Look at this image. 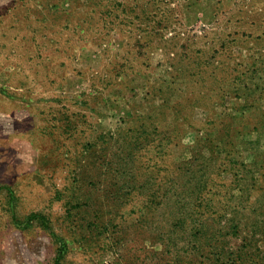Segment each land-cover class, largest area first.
I'll list each match as a JSON object with an SVG mask.
<instances>
[{
  "label": "rangeland",
  "instance_id": "rangeland-1",
  "mask_svg": "<svg viewBox=\"0 0 264 264\" xmlns=\"http://www.w3.org/2000/svg\"><path fill=\"white\" fill-rule=\"evenodd\" d=\"M0 264H264V0H0Z\"/></svg>",
  "mask_w": 264,
  "mask_h": 264
}]
</instances>
